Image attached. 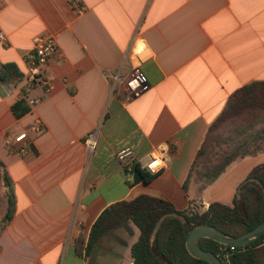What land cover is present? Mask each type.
<instances>
[{
    "label": "crops",
    "instance_id": "0c3cea01",
    "mask_svg": "<svg viewBox=\"0 0 264 264\" xmlns=\"http://www.w3.org/2000/svg\"><path fill=\"white\" fill-rule=\"evenodd\" d=\"M0 0V264H132L129 240L101 239L87 252L92 226L110 206L150 196L178 211L232 206L240 185L264 165V148L236 158L214 182L212 159L194 164L211 126L239 90L264 83V0ZM52 35L58 51L51 89L29 108L19 99L25 53ZM141 65L149 90L126 103L124 80ZM27 110L17 115L19 106ZM40 120L42 132H34ZM22 133L28 139L14 143ZM95 133L94 148L86 140ZM240 136V135H239ZM239 142V141H238ZM162 145H167L163 148ZM237 144H235L236 146ZM234 146V147H235ZM131 148L142 167L151 154L166 166L137 181L116 153ZM5 175L14 214L7 210Z\"/></svg>",
    "mask_w": 264,
    "mask_h": 264
},
{
    "label": "trees",
    "instance_id": "16d2710c",
    "mask_svg": "<svg viewBox=\"0 0 264 264\" xmlns=\"http://www.w3.org/2000/svg\"><path fill=\"white\" fill-rule=\"evenodd\" d=\"M264 102V83H253L233 95L217 122L223 119L238 102L246 100ZM17 115L27 110L19 106ZM213 126V125H212ZM211 126V127H212ZM211 130V128H210ZM209 130V131H210ZM203 147L198 151L194 162L202 156ZM228 149L218 153L215 165H212L211 182L217 180L226 168L239 156L229 155ZM255 151L252 154H257ZM137 181L148 182L154 175L140 168L133 167ZM7 193V210L2 225L11 221L14 214V200L10 180L5 175ZM232 206L211 203L205 211H178L171 203L150 196H139L133 201L121 202L107 208L98 218L90 233L87 252L112 229L124 228L131 223L140 232L138 240L131 246L134 264H209L190 255L186 249V240L193 230L200 226H210L220 230L229 237L237 238L256 228L264 222V165L251 171L240 185ZM202 250L219 256L221 244L210 239H200ZM230 264H264V234L231 255Z\"/></svg>",
    "mask_w": 264,
    "mask_h": 264
},
{
    "label": "built area",
    "instance_id": "2783aa9c",
    "mask_svg": "<svg viewBox=\"0 0 264 264\" xmlns=\"http://www.w3.org/2000/svg\"><path fill=\"white\" fill-rule=\"evenodd\" d=\"M72 7L77 11L80 15L83 13V6L80 3V0H68ZM8 40L4 32L0 29V45L3 47L8 46ZM56 38L52 35H40L35 38L33 48L24 54L23 61L26 66L25 73V82L22 91L18 96L19 99L25 101L27 106L31 109L37 106L41 98L31 97V92L36 87H41L44 90L48 91L51 89L50 80L48 78L47 67L50 61L56 56L58 51V45L56 44ZM135 60L137 61V65L132 68L130 71V75L126 77L124 80V92H123V100L128 103L140 96H142L146 91L149 90V85L146 82V78L144 74L141 72L142 63L146 62L149 55L146 52V48L136 49L134 52ZM34 132L40 134L42 132V124L40 120H36L34 123ZM28 139L27 133H22L15 137L14 143L22 144ZM95 133H92L88 136L86 140V146L88 149L94 148L96 143ZM125 153L124 157L121 158L120 154ZM116 158L119 164L126 171H133V167L137 165L135 163V154L131 148H123L117 151ZM164 161L165 159L159 154H151L147 163L140 167L141 169L147 171L151 175H156L159 171H150L149 169L157 162ZM237 247L228 246V245H220L219 246V256H221L223 264H230L231 255H234L237 251Z\"/></svg>",
    "mask_w": 264,
    "mask_h": 264
},
{
    "label": "rangeland",
    "instance_id": "374dc122",
    "mask_svg": "<svg viewBox=\"0 0 264 264\" xmlns=\"http://www.w3.org/2000/svg\"><path fill=\"white\" fill-rule=\"evenodd\" d=\"M217 120L205 138L199 166L209 159L215 165L218 153L227 149L229 155H243L264 148V102L252 99L238 102L223 119ZM110 235H116L118 244L129 240L128 233L122 228L115 227L102 238L107 243H115Z\"/></svg>",
    "mask_w": 264,
    "mask_h": 264
},
{
    "label": "water",
    "instance_id": "95a60500",
    "mask_svg": "<svg viewBox=\"0 0 264 264\" xmlns=\"http://www.w3.org/2000/svg\"><path fill=\"white\" fill-rule=\"evenodd\" d=\"M264 234V222L260 223L256 228L245 232L240 237H229L220 230L210 226H200L193 228L186 240V249L188 255L191 257L206 261L209 264H223L218 256L215 254L202 250L198 242L200 239H210L222 245L235 246L237 248H244L254 240L260 238ZM134 264V263H132Z\"/></svg>",
    "mask_w": 264,
    "mask_h": 264
},
{
    "label": "clouds",
    "instance_id": "9594fccd",
    "mask_svg": "<svg viewBox=\"0 0 264 264\" xmlns=\"http://www.w3.org/2000/svg\"><path fill=\"white\" fill-rule=\"evenodd\" d=\"M147 45H146V42H141L140 43V47L141 48H143V47H146ZM162 147L163 148H167V145H162ZM124 155H125V153H121L120 154V157L121 158H123L124 157ZM166 166V163L164 162V161H157L149 170L150 171H153V170H155V171H159L160 170V168H162V167H165Z\"/></svg>",
    "mask_w": 264,
    "mask_h": 264
}]
</instances>
